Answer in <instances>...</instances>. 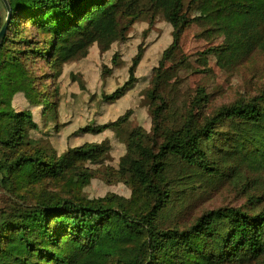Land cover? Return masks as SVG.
Here are the masks:
<instances>
[{"label":"trees","instance_id":"16d2710c","mask_svg":"<svg viewBox=\"0 0 264 264\" xmlns=\"http://www.w3.org/2000/svg\"><path fill=\"white\" fill-rule=\"evenodd\" d=\"M7 1L12 14L0 48V264H264V182L258 179L264 174V85L200 121L193 108L173 105L166 91V63L193 22V6L225 39L204 54L219 53L232 69L264 52V0ZM7 14L0 0V33ZM158 14L172 26L173 41L148 90L152 128L129 135L115 173L131 197L89 198L84 191L95 173L87 165L105 160L109 146L87 143L58 155L33 137L41 127L32 112L15 109L14 99L22 94L51 108L48 83L66 64L86 58L95 44L109 51L143 15L152 26ZM142 53L128 82L107 99L131 88ZM32 62H42V77ZM130 114L83 131L116 132ZM225 182L243 204L166 224Z\"/></svg>","mask_w":264,"mask_h":264},{"label":"rangeland","instance_id":"374dc122","mask_svg":"<svg viewBox=\"0 0 264 264\" xmlns=\"http://www.w3.org/2000/svg\"><path fill=\"white\" fill-rule=\"evenodd\" d=\"M190 16L193 22L183 34L180 47L166 63V91L173 105L193 108L197 121H200L210 110L261 90L264 85V52L258 51L242 66L229 69L219 53L204 54L207 49L220 46L224 37L209 28L206 15L199 6L192 7ZM172 31V26L161 14L152 26L148 17L143 15L130 28L125 41L113 44L105 53H101L95 44L86 58L63 67L59 77L48 83L51 85L47 90L51 108L30 104L22 94L14 99L17 111L32 112L39 123L41 131L33 133V137L43 140L45 146L58 155L87 143L109 146L105 160L87 165L95 173L84 191L89 198L111 194L131 197V189L118 182L115 173L127 153L129 135L138 127L151 131L148 90L154 69L172 44ZM141 49L143 56L136 69L134 84L120 99H107L128 82L130 69ZM181 61H185L184 64L181 65ZM30 66L36 77H42V62H32ZM43 85L38 79L37 87L46 93ZM128 112L131 113L129 120L116 132L94 135L83 131L86 127L115 122ZM258 179L264 182V174ZM236 191L227 182L221 183L197 198L182 214L169 218L166 224L170 225L173 220L192 222L201 212L224 204L240 206L244 201L237 197Z\"/></svg>","mask_w":264,"mask_h":264},{"label":"water","instance_id":"95a60500","mask_svg":"<svg viewBox=\"0 0 264 264\" xmlns=\"http://www.w3.org/2000/svg\"><path fill=\"white\" fill-rule=\"evenodd\" d=\"M2 1L6 6L8 14H7V19H6L5 25H4L1 33H0V48H1V45L3 42V39L5 37V34L9 28V24H10V20H11V14H12V10H11V6H10L9 2L7 0H2Z\"/></svg>","mask_w":264,"mask_h":264}]
</instances>
